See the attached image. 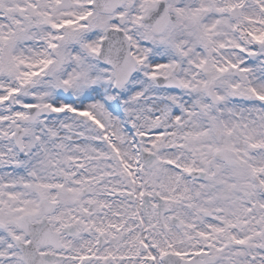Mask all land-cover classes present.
<instances>
[{
    "label": "snow or ice",
    "instance_id": "1",
    "mask_svg": "<svg viewBox=\"0 0 264 264\" xmlns=\"http://www.w3.org/2000/svg\"><path fill=\"white\" fill-rule=\"evenodd\" d=\"M0 264H264V0H0Z\"/></svg>",
    "mask_w": 264,
    "mask_h": 264
}]
</instances>
